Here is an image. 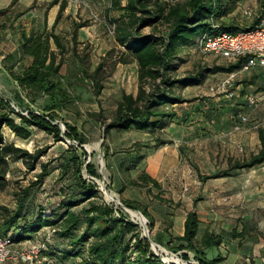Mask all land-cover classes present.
Segmentation results:
<instances>
[{
    "label": "rangeland",
    "instance_id": "374dc122",
    "mask_svg": "<svg viewBox=\"0 0 264 264\" xmlns=\"http://www.w3.org/2000/svg\"><path fill=\"white\" fill-rule=\"evenodd\" d=\"M50 1L19 0L11 5L12 0H0V95L15 105L16 110L21 109L20 104L23 108L44 110V104L49 101L46 96L36 103L29 102L26 97L24 102L18 99L17 91H21L23 96H26V92L12 77L8 67L19 72L31 61L20 50L21 31L46 29L61 35L65 44L62 51L54 44L57 61L62 63L61 76L56 80L69 97L65 106L56 112L55 122L59 123L64 140H56L53 135L36 127H33L29 138H19L7 125L4 126L6 142H13L31 152L43 148L46 151L33 170H29L23 160L11 161V170L7 175L10 186L1 194V201L14 202L20 187L36 181L42 170L41 165L48 163L51 173L39 189L33 188L37 190L32 192L31 197L35 203L44 204L47 208H52L51 205L57 207L63 199L62 186L69 193L70 184L74 181L68 176L60 178L62 155L66 153L70 157L76 151L81 157L84 176L98 184L101 191L99 201L121 206L107 198V193L111 192L121 202L122 198H133L148 204L155 223L152 226L149 221L147 227L156 242V233L162 231L164 225L178 233L184 216L196 207L201 218L198 243L207 231L221 234L224 238L219 247L205 250L208 259L221 254L224 259L219 264H264V163L248 169L246 175L251 183L246 181L243 174L234 173L237 184L231 182L232 174H222L231 172L230 167L236 160L248 159L261 148L259 129H264V74H243L230 87L236 92L235 96L229 97L221 89L226 74L223 71H205L200 76V84L175 85L172 88V93L181 96L184 101L164 106L166 110H175L177 116L168 120L164 127H159L156 133L136 130L119 132L116 129L106 133V125L113 119L123 94L137 95L139 91L138 63L131 57L130 50L117 40L116 25L111 22L125 19L126 10L111 9V0H68L61 20L54 24L59 4L49 8ZM176 1L187 0H160L161 4H174ZM126 4L127 0H123L122 5ZM247 7L254 10L255 16L262 12L260 0H239L231 4L227 16L217 20L216 24L221 27L252 25L255 16L253 19L248 17L245 13ZM147 9L156 10L153 0ZM138 14L146 15L143 12ZM75 23L84 24L76 34ZM168 32V26L162 23L148 25L141 30L144 35L154 33L167 36ZM219 64L229 63L226 59L205 55L195 45L183 47L167 75L172 79H181ZM97 80L103 84L99 93L96 92ZM146 88L151 91V85H146ZM248 95H253L257 103L251 104ZM5 112H8V108L0 104V115ZM242 115L247 117L246 121L242 120ZM65 121L76 125L87 136V142L81 147L76 140L65 136ZM255 125H259V128ZM72 146L76 150H70ZM134 151L136 154L131 156ZM161 153L164 155L163 162L154 156ZM137 157L141 160L147 158L148 172L159 179L162 195L171 202H160L149 196L145 187L129 183L131 178L140 175L145 166L141 160L137 161ZM129 159L133 160L132 169L136 171L128 170L130 174H127L114 169L116 164L128 162ZM90 162L97 166L101 177L87 173L85 165ZM154 165L157 166L156 170L152 169ZM212 170L220 176L206 180L201 178V174L211 175ZM122 183L127 184L126 194L120 190ZM158 192L159 189L153 187V193ZM199 196L202 199L195 204L193 198ZM124 210L127 217L139 222L131 208L124 207ZM138 224L144 236V226L140 222ZM243 229L246 230L244 237L230 235L233 230L240 232ZM167 240L164 244L157 242L159 248L151 244V249L163 262L199 263L200 255L195 251L182 250L176 241ZM33 242L20 243L15 248L20 249L25 245L30 250ZM55 244H60V241ZM185 251L188 258L183 255ZM172 256L181 260L173 262L169 258ZM47 258L42 251L36 264L46 263ZM27 263L20 257H10L5 264Z\"/></svg>",
    "mask_w": 264,
    "mask_h": 264
},
{
    "label": "trees",
    "instance_id": "16d2710c",
    "mask_svg": "<svg viewBox=\"0 0 264 264\" xmlns=\"http://www.w3.org/2000/svg\"><path fill=\"white\" fill-rule=\"evenodd\" d=\"M18 1L12 0L11 5ZM122 1L111 0L110 7L111 9H125L126 18L111 20V22L116 25L117 40L130 50L131 57L138 63L139 91L137 95L123 94L115 115L106 125L105 131L109 133L116 129L119 132L136 130L156 133L159 127H164L168 120L177 116L175 110H166L164 106L184 101L181 96L172 93L175 85H197L201 83L200 76L205 71L225 72L239 67L237 63L219 64L201 69L197 74L181 79H172L167 75L174 60L178 58L181 48L193 45L198 47V38L201 34L240 27L236 25L221 27L216 24L217 20L227 16L231 4H236L239 0H187L186 2L176 1L174 4H161L160 0H153L156 4L155 11L147 9V5L152 0H127L125 6L122 5ZM56 4H59V10L54 24L61 20L68 6V0H52L48 7ZM260 5L262 7L260 15H262L264 14V0H260ZM138 12L146 15H139ZM260 18L257 16L251 26L258 24ZM155 23L166 24L169 28L168 35L141 33L142 28ZM82 26H84L83 23H75V34ZM21 37L20 50L31 58V61L19 72L8 67L12 77L26 92V96H23L21 91H17L16 96L21 102H24L26 97L29 102L36 103L42 96L48 97L49 101L42 108L45 113L29 107L23 108L21 104L19 105L21 109L16 110L15 105L0 95V104L8 108L7 113L0 115V197L10 186V179L7 175L11 170V161L23 160L27 168L33 170L46 151V148H43L31 152L13 142H6L3 129L5 125L19 138H29L33 133V127H36L53 135L56 140H64L62 129L59 123L55 122L57 121L56 112L65 106L69 97L60 82L56 80L61 76L62 63L57 61L58 53L54 44L61 51L65 49V44L61 35L53 31L48 32L46 29L31 32L22 30ZM146 85H151V91L147 90ZM96 86L98 88L96 92L99 93L103 84L97 80ZM65 124L67 138L76 140L80 147L87 142V136L80 132L76 125L66 121ZM259 138L260 150L248 159L236 160L230 170L251 168L264 162L263 128L259 129ZM70 150L76 149L72 146ZM86 154L87 152L84 151V155ZM135 154L134 151L131 156ZM62 156L64 159L60 164V178L64 179L68 176L74 179L70 184L69 193L65 192L62 186L63 199L57 207L51 205L52 208H47L44 204L35 203L31 194L37 189L33 188L38 187L39 189L51 173L48 163H43L36 181L29 186H21L20 191L15 194L14 202L3 203L4 201L0 199V234H10L16 246L28 240L41 238L44 243L46 242L43 251L48 257V261L42 264L53 262L168 264L163 262L160 256L151 249V243L143 236L139 224L125 215L124 207L140 210L154 226L155 218L148 204L133 198H122L123 205L121 206L99 201L101 191L93 179L89 180L84 176L80 155H77L75 151L70 157L66 153ZM140 160L141 158L137 157V161ZM132 163L131 159L128 162L121 161L117 170L130 174L128 170H135L132 169ZM85 166L89 175L101 177L94 163L90 162ZM222 174L230 175L231 173L225 171ZM219 176L217 173L201 174L203 180ZM129 183L136 187H145L147 194L160 202H171V199L162 195L159 180L145 170L138 177L131 178ZM153 187L158 188L159 192L153 193ZM126 188L127 184L122 183L120 190L123 192ZM201 199L200 196L194 198V203L196 204ZM79 206L82 207L78 208ZM199 226V214L196 209H192L187 213L185 230L182 235H173L170 228L164 225L163 230L156 233L157 242L164 244L167 239L168 242L176 241L180 249L195 251L199 254L200 264H219L223 261V256L217 254L212 259H208L205 250L219 247L224 241L223 236L207 231L198 243ZM51 231V239L48 240L47 236ZM245 233V229L240 232L233 230L230 235L238 238L244 237ZM56 241H60V244L56 245ZM183 255L187 258L189 256L186 251Z\"/></svg>",
    "mask_w": 264,
    "mask_h": 264
},
{
    "label": "built area",
    "instance_id": "2783aa9c",
    "mask_svg": "<svg viewBox=\"0 0 264 264\" xmlns=\"http://www.w3.org/2000/svg\"><path fill=\"white\" fill-rule=\"evenodd\" d=\"M253 12L254 10L250 7L245 9V13L252 19L255 16ZM257 16L261 18L255 26L219 29L214 32H205L198 38V48L205 55L216 56L226 59L228 63L239 64L236 69L224 72L226 78L221 89L226 91L229 97L235 96L236 92L230 87L243 74L252 72L264 74V14L256 15L253 21ZM248 99L251 104L257 103L253 95H248ZM241 117L243 121L247 120L245 115ZM255 127L259 128V125ZM51 235L52 231L47 236L48 240L51 239ZM32 241L35 242L32 243L30 250L25 248V245L17 249L10 234H0V264H5L10 257H20L26 263L28 262L27 264H36V260L45 248V243L40 238ZM32 241L28 240L25 243Z\"/></svg>",
    "mask_w": 264,
    "mask_h": 264
},
{
    "label": "crops",
    "instance_id": "0c3cea01",
    "mask_svg": "<svg viewBox=\"0 0 264 264\" xmlns=\"http://www.w3.org/2000/svg\"><path fill=\"white\" fill-rule=\"evenodd\" d=\"M155 157H156V159H160V162L162 161L163 162V160H164V155H163V153H161V154H158V155H154ZM146 159L147 158H145V159H143V160H141V163L143 164V165H145L144 166V168H143V171L145 170L146 172H148V169H147V162H146ZM156 162V161H155ZM264 163V162H263ZM262 163V164H263ZM119 164V163H118ZM118 164H116L115 165V167H114V169L116 168V169H118L119 168V165ZM259 165H261V164H259ZM259 165H256V166H259ZM256 166H254V167H251V168H244V169H234V170H232L230 173L232 174V176H230V178H231V182L232 183H234V184H237V182H236V179H235V175L236 174H240V175H244L245 177H246V181L247 182H249V183H251V181L247 178V171H248V169H253V168H255ZM153 170H156L157 169V166L156 165H154L153 166V168H152ZM159 170H160V168H159ZM236 170V171H235ZM243 170V171H242ZM136 171V170H135ZM215 172L216 171H213L212 170V172L210 173V174H215ZM239 172V173H238ZM240 172H242V173H240ZM264 172V171H263ZM149 173V172H148ZM234 173H235V175H234ZM150 174V173H149ZM151 175V174H150ZM139 176V175H138ZM137 176V177H138ZM153 177H155V176H153ZM226 177H228V176H226ZM155 178H157V177H155ZM159 180V179H158ZM233 180V181H232ZM127 193V188L123 191V194H126ZM194 199V198H193ZM192 209H196V207H193ZM191 209V210H192ZM190 211V210H189ZM188 213V212H187ZM186 216H187V214L184 216V218L182 219V223H181V230L180 231H178V233H176V232H172L173 233V235H182L183 233H184V230H185V220H186ZM200 217V216H199ZM201 219V218H200ZM174 220V219H173ZM201 221V220H200ZM175 222V220L173 221V223ZM174 225V224H173ZM200 225H201V222H200ZM199 230H200V226H199ZM210 233H212V232H210ZM199 235V234H198ZM204 235V234H203ZM197 238H198V236H197Z\"/></svg>",
    "mask_w": 264,
    "mask_h": 264
},
{
    "label": "bare ground",
    "instance_id": "6f19581e",
    "mask_svg": "<svg viewBox=\"0 0 264 264\" xmlns=\"http://www.w3.org/2000/svg\"><path fill=\"white\" fill-rule=\"evenodd\" d=\"M107 198L111 201H118V199L116 198L115 194L114 193H111V192H108L107 193ZM131 212L133 213V215L139 219V222L145 227L147 226V223L149 222L148 218H143L142 214L139 213L138 211H135V210H132L131 209ZM160 246L158 245L157 248H159ZM171 260L173 261H176V262H179L181 259L180 258H176L174 256L172 257H169Z\"/></svg>",
    "mask_w": 264,
    "mask_h": 264
},
{
    "label": "water",
    "instance_id": "95a60500",
    "mask_svg": "<svg viewBox=\"0 0 264 264\" xmlns=\"http://www.w3.org/2000/svg\"><path fill=\"white\" fill-rule=\"evenodd\" d=\"M106 187V186H105ZM103 189H104V187H103ZM106 193H107V191H105ZM118 204H120V205H123V203L121 202V201H116ZM139 213H141L142 214V216H143V218L145 219V218H147L144 214H143V212L142 211H140V210H137ZM137 223H139V222H137ZM141 224V223H140ZM142 225V224H141ZM143 226V225H142ZM144 237L145 238H147L150 242H151V244H152V246H154V247H157L159 244L158 243H156L152 238H151V235H150V230L148 229V227L147 226H145L144 227ZM174 262V261H173ZM198 264H200V263H198Z\"/></svg>",
    "mask_w": 264,
    "mask_h": 264
}]
</instances>
